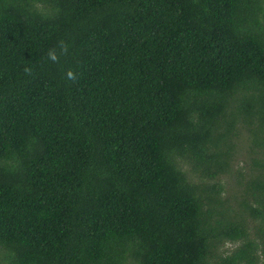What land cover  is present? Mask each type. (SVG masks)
I'll return each instance as SVG.
<instances>
[{
  "label": "trees",
  "instance_id": "16d2710c",
  "mask_svg": "<svg viewBox=\"0 0 264 264\" xmlns=\"http://www.w3.org/2000/svg\"><path fill=\"white\" fill-rule=\"evenodd\" d=\"M0 264H264V0H0Z\"/></svg>",
  "mask_w": 264,
  "mask_h": 264
},
{
  "label": "clouds",
  "instance_id": "9594fccd",
  "mask_svg": "<svg viewBox=\"0 0 264 264\" xmlns=\"http://www.w3.org/2000/svg\"><path fill=\"white\" fill-rule=\"evenodd\" d=\"M57 48L59 49V53L57 52ZM67 54H68V45L63 40H61L58 42L56 47L50 48L48 50L47 57L53 63H58L60 56L67 55ZM24 71H25V74L30 75L32 72V69L26 67ZM66 79L72 80L73 82H75L77 79V75L73 71L69 70L66 74Z\"/></svg>",
  "mask_w": 264,
  "mask_h": 264
},
{
  "label": "rangeland",
  "instance_id": "374dc122",
  "mask_svg": "<svg viewBox=\"0 0 264 264\" xmlns=\"http://www.w3.org/2000/svg\"><path fill=\"white\" fill-rule=\"evenodd\" d=\"M230 246L228 245L227 248H229Z\"/></svg>",
  "mask_w": 264,
  "mask_h": 264
}]
</instances>
